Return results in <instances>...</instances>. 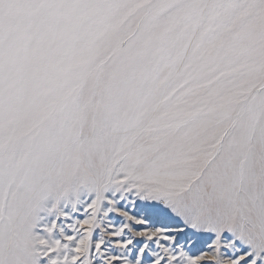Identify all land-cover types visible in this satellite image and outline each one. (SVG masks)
Here are the masks:
<instances>
[{
	"label": "snow or ice",
	"instance_id": "snow-or-ice-1",
	"mask_svg": "<svg viewBox=\"0 0 264 264\" xmlns=\"http://www.w3.org/2000/svg\"><path fill=\"white\" fill-rule=\"evenodd\" d=\"M0 264H264V0H0Z\"/></svg>",
	"mask_w": 264,
	"mask_h": 264
}]
</instances>
